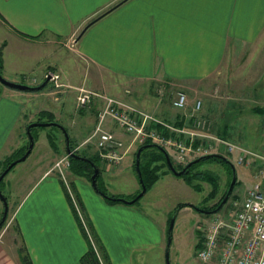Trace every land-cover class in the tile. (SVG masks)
I'll return each instance as SVG.
<instances>
[{"label": "crops", "instance_id": "1", "mask_svg": "<svg viewBox=\"0 0 264 264\" xmlns=\"http://www.w3.org/2000/svg\"><path fill=\"white\" fill-rule=\"evenodd\" d=\"M261 41L264 61V0H0L4 77L39 85L48 71H54L65 85L57 110L41 91L0 87V163L7 153L26 144L28 125L38 121L43 111L53 113L60 123L67 122L76 146L82 145L93 133L101 104L94 101L78 110L80 88L100 91L187 129L194 128L193 103L202 98L203 117L209 128L211 124L219 131L218 115L227 110L219 98L223 94L229 102L237 90L236 84L220 75L235 61L251 59ZM46 45L47 51L39 47ZM68 63L85 71L84 80H73ZM178 90L189 96L187 110L173 105ZM145 93L154 95L153 104L139 101ZM192 97L196 99L191 104ZM212 115L218 117L213 120ZM105 127L130 149L140 144H133L132 135L122 128L117 131L119 126L110 119ZM58 145L37 151L39 173L16 204L9 221L13 226L7 227L9 237L0 235V264H24L25 254L33 264H81L88 244L64 185L52 170L67 152L66 143ZM252 172L247 176L252 177ZM71 179L88 224L113 264H136L134 252L149 237L145 227L147 232L154 227L162 240L159 246L165 247L164 219H153L135 203H110L94 187L103 198L88 190L87 179Z\"/></svg>", "mask_w": 264, "mask_h": 264}, {"label": "rangeland", "instance_id": "2", "mask_svg": "<svg viewBox=\"0 0 264 264\" xmlns=\"http://www.w3.org/2000/svg\"><path fill=\"white\" fill-rule=\"evenodd\" d=\"M39 47L41 49L45 48V50L43 51H47V49L48 50L50 49V46H47V45L44 47L43 46H39ZM256 49L257 51L255 50L254 54L252 52L250 53V56L253 54L251 59L247 60V58H245L243 60H239L238 63H236L237 61H235L234 63H232L228 71H224L223 74L220 75L221 77L227 78V80L229 82H232L233 85L236 84L235 86L237 87V90L232 96L234 99L228 102V99L225 98L226 96L221 94L222 89L219 88L218 91L220 92H218L217 94L218 95L221 94L223 96L222 98H219V99L221 100V105L223 106V108L225 107V105H227V110L223 109L222 110L224 112L223 115L221 114L218 115L219 118H221V123L219 124L221 125V129L220 130L218 129L219 131H217V128H215L214 125L210 124V128L207 129L208 130L207 134L213 137L222 136L220 135L221 131H224V133H227V137L225 138L228 139V141L236 143L237 145L245 149L261 151L264 148V128H263L264 111L259 110V108H262V109L264 108V61L261 55L262 50H263L262 41L258 45V48L256 47ZM51 59L52 57L49 56L47 59V62H49ZM0 60H2V57H0ZM68 64L70 65V63ZM70 70L72 73L71 75H72L73 80H76V81H78V79L84 80L85 78L84 70L81 69L82 70V73H81L80 69L77 71V69H73L71 65H70ZM49 72L53 73L54 71H48L47 73L49 74ZM1 73L3 74L2 71ZM54 73L58 74L57 72H54ZM7 79L10 81H13L9 78ZM0 87L7 88L1 82H0ZM155 87L158 88V86H155ZM60 89L64 91L65 85L58 88L55 86V83L50 80L44 89L39 90L43 93V97L48 101L46 102L51 103L52 108L54 110L58 109L57 103L61 101V95L64 94V93L62 94L63 91H61ZM81 90H88V89L80 88L78 89V92L80 93ZM88 91H91V90H88ZM159 92H163V90ZM176 92L177 91H175V93ZM96 93L101 94L100 91ZM213 95L215 97L216 94H213ZM164 96L168 97L167 95H164ZM94 99L95 100H93L92 102L100 101V104H101L100 110L103 109L104 99L100 97H95ZM172 99L174 100V98ZM194 99H196V97L190 98L191 104L193 102L192 100ZM198 99L199 98H197V100ZM200 99L202 100V98ZM139 101L141 103L142 102L148 103L149 101H151V104H153L154 95L145 93ZM76 106L78 107V110L86 109L87 107H89V105L79 106L77 101H76ZM203 109L204 108H202V111ZM144 112L147 113L146 111ZM218 113L219 111L216 114ZM147 114L152 115L150 113H147ZM218 116L212 115L213 120L215 117H218ZM37 118L43 120L41 122H49L48 121L49 117L47 115H42V114L37 115ZM160 118L161 120L164 119L163 117H160ZM55 120L57 119L55 118ZM63 123L61 124L68 130L70 137H71V134H73L71 127L67 124V122L63 121ZM95 123H97V119ZM225 124L226 126L224 128ZM116 130L121 132V128L119 127ZM50 131H55L56 133V134L55 133L51 134L52 138L55 139L56 141L55 143L56 147L59 148L58 144H60V142L62 143L63 146H65V143H66L65 135L60 127H57L54 125L35 127L34 128V136H35L34 140H35L36 145H35L32 155L29 156L26 160L14 165V167L10 170L8 174H6L5 178L3 179L1 189H2L3 194L6 196V199L9 205V211H8L7 218L4 221V224H2L3 227L2 226L0 227V235H3L4 237L5 235H7L5 238L9 237L8 228H11L13 226L12 222H10L11 223L10 224L9 221L14 214L17 202L22 200L24 193L28 190L29 186L31 185L30 183L35 178V176L38 175L39 173V167H38L39 165L37 164V162H39L40 158L37 157L38 155L37 151H39L41 146L43 147V149H48L49 146L54 148L52 144L49 142V137L48 136L46 137V133ZM13 137L14 136H12L11 140L13 139ZM73 140L74 139H72L71 137L73 150L76 153L85 154L87 156H96L97 152H99V149L96 146L95 140L93 139L90 141L86 140L85 144H82L79 147L76 146L77 142ZM211 142L215 144L213 139L211 140ZM28 143H29V139H27L26 144ZM138 145L139 144H134V146L130 149V152L127 154V156L123 160H121V162H119L118 164H115L114 162H110L106 159H103L99 155L104 160L101 162V167L103 168V172L98 181L100 187H102L104 190H107V192L111 194L119 195L125 199H132L135 195L141 192L142 185L140 183V178L138 174L136 173V171L134 170V166H133L134 157H135L134 155L138 149ZM216 145H220V144H216ZM89 146L91 147L88 148ZM150 149L151 148H149L147 151L148 152L154 151V149H151V150ZM167 149L171 155V158L173 159L172 161H174L175 164H178L176 160L175 148L171 147ZM218 150H219L218 153H221L225 155L226 157H228L231 161L234 162V164L237 167L238 183L235 185V189L231 197L232 196L243 197L247 191L246 189L250 186H253L254 184V178L252 181L253 173H252V177L251 175L247 176V173H249V170L253 171V169L251 167L238 164L237 159L240 156V154L236 153V155L232 156L226 152V148L224 146ZM20 155H21V152L19 151V149L13 150L7 153V155L5 156V160L4 159L3 160L5 163L11 160L14 161L20 158L21 157ZM40 155H42V153ZM66 155H68L67 152L61 158H63ZM68 156H69L70 166H69V169H67V171L69 174V173H72L71 172V160H70V157L72 156L71 155H68ZM61 158H58L55 161V163ZM196 158H193V159H196ZM5 163L3 164L2 162L3 165H5ZM2 164L0 163V174L4 171ZM191 168L193 169L194 172L202 171V172H207L209 174H212V177L216 178L219 183L218 195L214 199H209V194L214 189V184L216 183L215 181L201 179V177L199 176H194L198 174H195L194 172H192V174H189V175H192V178L194 177L192 180L193 182L189 183V181H187L183 176H177L172 171H169L166 168H164L162 170L163 172L162 171L160 172V176L157 179V181L148 185L146 194L143 195L135 203V205L137 207L142 208L144 212L150 217H152L153 219L159 220V221L160 219L165 220L166 224H165V228L163 232V236L165 235V247L163 246V248H161L159 246L162 243L159 232L154 227L150 231L147 232L145 231L146 230V227H145L144 232L149 234L148 235L149 237L146 240H143V243H146L143 245V248L134 252L136 264H168V262L169 264H204L196 256L197 250L199 248L198 243L200 244L199 229L214 214H205L189 206H184L182 209H180L177 212V215L175 214L180 204H193L199 208L210 207L214 205L219 200V198L223 195V193L228 189L231 177H230L228 168L223 163L217 162L214 160L202 161L200 163H197L195 166ZM58 176L61 179V182L63 183L65 191L67 193V189L65 185L66 182L64 183V181L62 180L59 174ZM71 176H74V177H81V176L67 175V181H68L67 183L70 184V186L73 189V192L77 193L72 183ZM83 178L89 181L88 186H87L88 190H91V192H93L95 195H98L97 197L103 198V196L100 195L93 188L92 184L90 183L91 181L86 177H83ZM77 184L80 186L79 181H77ZM194 185H197L198 188H195ZM68 198H69L72 210L75 212L78 218L80 229L83 233L85 229L82 225V219L80 218L79 214L75 210L70 200L69 195H68ZM228 202L224 205V207L220 210L219 213L225 210ZM0 209H1V212H0L1 213L0 220H1L3 216V211H4V203L1 198H0ZM82 215L86 219L83 209H82ZM174 215L176 216V219H175V223H174V227L172 231V243L169 249V256L167 257V251H168L167 235H168L170 221ZM88 226H89L90 235L88 234L87 235L90 241L96 246V248L101 254V250L99 249V246L96 240L94 239V236H97V235L95 234V232H93L89 224ZM96 239L97 241H99V243L104 245L98 237H96ZM106 245L107 247L110 246L109 244H106ZM147 245H150V246L147 247ZM110 247H111L112 252L115 253L113 246L111 245ZM87 250H88V247H87ZM102 260L104 261L103 258ZM103 264H107V263L104 262Z\"/></svg>", "mask_w": 264, "mask_h": 264}, {"label": "built area", "instance_id": "3", "mask_svg": "<svg viewBox=\"0 0 264 264\" xmlns=\"http://www.w3.org/2000/svg\"><path fill=\"white\" fill-rule=\"evenodd\" d=\"M49 76L56 87L63 86L59 74L49 72L46 78ZM95 97L103 98L104 105L98 112L97 123L87 141L95 140L99 155L110 162L119 163L123 160L130 146H126L113 131L106 129L109 119L132 135L133 144L151 140L166 148H175L178 164L186 165L193 158L218 153L216 144L223 145L232 156L240 154L236 158L237 162L253 169L254 184L243 197L232 196L223 212L214 214L200 227V244L196 256L204 264H264V148L261 151L249 150L219 136L208 135L209 121L202 115L201 99L195 101L190 112L194 128L187 129L149 115L125 101L94 91L81 90L77 96L78 105H90ZM173 105L187 110L188 94L182 90L177 91ZM166 131H169V135H166ZM68 155L59 159L52 170L66 182L70 200L82 219L85 231L90 235L79 198L67 183V169L70 166Z\"/></svg>", "mask_w": 264, "mask_h": 264}, {"label": "trees", "instance_id": "4", "mask_svg": "<svg viewBox=\"0 0 264 264\" xmlns=\"http://www.w3.org/2000/svg\"><path fill=\"white\" fill-rule=\"evenodd\" d=\"M0 71H2V62H1V60H0ZM259 110L264 111V108L263 109L259 108ZM41 114L42 115H47L49 117L48 121H56L57 122V120H55V117H54L53 113H51L49 111H43ZM38 121L41 122L43 120L38 119ZM159 129H161V125H159ZM32 133L34 135V128L32 129ZM165 133H166V135H169V132H165ZM220 135H222V137H227V133H224V132H221ZM34 138H35V136H34ZM49 141H50V143L52 144V146L54 148H57L56 145H55L56 141H55V139L52 138L51 135L49 136ZM150 143H154V142L151 141V140H146L145 142L140 143L138 145V149H139V147H141V146H143L145 144H150ZM28 145H29V143L19 149V151L21 152L20 156H23L25 154V152L28 149ZM71 147L73 149L72 141H71ZM148 149L149 148L144 149L142 154H141V170H142L144 182H145L147 187H148L149 184L154 183V182L157 181V179L160 176V172L164 168H166L167 170L171 171L169 169L168 164H167V160H166L165 154L160 149H158L156 147H151V149H154L153 152H148L147 151ZM136 153H137V151L135 152V155H134L135 157H134L133 166H134V170L137 173V170H136ZM77 154H79L82 157L89 158L91 161H87V160H85L83 158L70 157L72 174L73 175H78V176H81V177H86L92 182V175L94 173V165H93L92 162H94L96 164V166L100 169V174L98 175V178H97V184H98L99 191L98 190L97 191L100 194H102L106 198V200L108 202H110V203H119L120 202L119 200L108 198L105 195H109V196H111L113 198H119L121 196L115 195V194H111V193L107 192V190H104L102 187L99 186V182L98 181H99V178H100V176L102 175V172H103V168L101 167V160H100L99 156L98 155H96V156H87V155L81 154V153H77ZM210 160H214V161L223 163L228 168L230 177L232 178V168L226 161H224L222 159H219V158H211V159H207V160H204V161H210ZM12 162H13L12 160L8 161L7 163H5L3 161V164L5 163V165H3L1 163L2 166H3V169L5 170L8 167V165L10 163H12ZM174 164H175V162H174ZM195 165H193V166H195ZM175 166L177 167L178 170H181V169H183V167L185 165L175 164ZM10 170L8 171V173L10 172ZM192 172H194V171H193L192 168H190L189 172H187L186 174L182 175L187 181H189V183L193 182L192 180H193L194 177L192 178V175H189V174H192ZM194 173L198 174V175H194V176H199V177H201V179L209 180V181H215L216 182L214 184V189L209 194V199L216 198V196L218 195V192H219V183H218L217 179L213 178L212 174H209L207 172L198 171V172H194ZM230 181H231V179H230ZM2 183H3V180L1 181V185H2ZM237 183H238V180H237ZM194 186H195V188H198L197 185H194ZM226 192H227V190L223 193V195L219 198V200L214 205H212L210 207H204V208L205 209H214V208L218 207L219 204L221 203L222 199L224 198ZM233 192H234V190H233ZM137 195H135L132 199H134ZM138 200H136L134 203H136ZM184 206H187V204H180L179 205L180 209H182ZM83 235L86 238V241H87V244H88V250L82 255V257L80 259L81 264H103L104 262L107 263V264H113L111 259H110V255L106 251L104 245H102L101 243H99V241H97V239H96L97 236H94V239L96 240V242H97V244L99 246V249L101 250V254L98 251V249L96 248V246L90 241V239H89V237H88V235H87L85 230L83 231ZM102 258L104 259V261L102 260ZM24 264H33L32 260L30 259L28 254L24 255Z\"/></svg>", "mask_w": 264, "mask_h": 264}, {"label": "water", "instance_id": "5", "mask_svg": "<svg viewBox=\"0 0 264 264\" xmlns=\"http://www.w3.org/2000/svg\"><path fill=\"white\" fill-rule=\"evenodd\" d=\"M108 12L109 11H107V13ZM50 78H51L50 76L47 77L46 80L43 83L39 84V85H30V84H26V83H19V82L10 81V80L6 79L4 77V75L0 71V82L1 83H3L6 86H9L11 88L18 89V90H23V91H39V90H42V89H44L47 86V84L50 81ZM50 125H55V126H58V127H60L62 129V131H63V133L65 135V138H66V146H67L68 154H70L74 158H83V159H85L87 161H91L89 158H85V157L80 156L79 154H77L72 149L70 134H69L68 130L61 123L56 122V121H52V122L51 121H49V122L34 121V122H31L28 125V127H27V135H28V139H29V145H28L27 151L25 152V154L23 156H21L20 158L16 159L12 163H10L8 165V167L0 174V198L2 199V201L4 203V211H3L2 219L0 220V227L2 226L4 221L6 220L7 215H8V211H9L8 201H7L6 196L3 194L2 189H1V181L3 180V178L6 176L8 171L14 165H16L19 162H22V161L26 160L27 157L32 152L34 144H35V140H34V135L32 133V129L35 128V127L50 126ZM151 147H156V148L160 149L165 154L169 169L177 176H182V175L186 174L187 172L190 171V168L193 165H195V164H197L199 162H202L204 160H207V159L219 158V159H222V160L226 161L232 168V178H231L229 187L227 189V192H226L224 198L222 199L221 203L219 204V206L214 208V209L199 208V207H196L193 204H187V206L192 207L195 210H197L199 212H202V213H205V214H215V213H218L223 208V206L228 202V200L230 199V197H231V195L233 193L235 185L237 183V176H238L237 167H236V165L234 164L233 161H231L228 157H226L225 155H223L221 153H211V154L203 155V156H200V157H198L196 159H193V160L189 161L183 167V169L178 170L177 167L175 166L174 162L172 161V158H171V155H170L168 149L166 147L160 145V144H157V143L145 144V145L139 147V149L137 150V153H136V170H137V173L139 175L140 182H141V185H142L141 192L134 199H125V198H122V197L113 198V197H111L109 195H105L106 197L112 198V199H117V200H119V201H121L123 203H126V204H133L136 200H138L139 198H141L143 195L146 194L147 186H146V184L144 182L143 174H142V170H141V154H142L144 149L151 148ZM92 163L94 165V173L92 175V186L96 190L99 191L98 184H97V178H98V175L100 174V169L96 166V164L94 162H92ZM179 210H180V207L178 206L175 215H177V212ZM175 215L172 217V219L170 221L169 229H168V235H167V237H168V241H167V249H168L167 257L169 256V249H170V246H171V243H172V231H173V227H174V223H175V219H176ZM168 264H169V262H168Z\"/></svg>", "mask_w": 264, "mask_h": 264}]
</instances>
